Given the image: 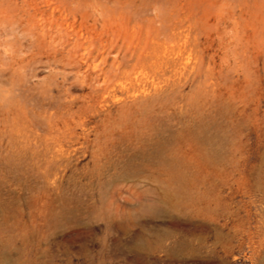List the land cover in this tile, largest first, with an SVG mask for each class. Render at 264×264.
<instances>
[{
    "label": "rangeland",
    "instance_id": "374dc122",
    "mask_svg": "<svg viewBox=\"0 0 264 264\" xmlns=\"http://www.w3.org/2000/svg\"><path fill=\"white\" fill-rule=\"evenodd\" d=\"M0 264H264V0H0Z\"/></svg>",
    "mask_w": 264,
    "mask_h": 264
}]
</instances>
